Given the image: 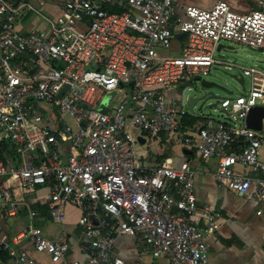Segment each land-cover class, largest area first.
Returning <instances> with one entry per match:
<instances>
[{"label":"built area","instance_id":"obj_1","mask_svg":"<svg viewBox=\"0 0 264 264\" xmlns=\"http://www.w3.org/2000/svg\"><path fill=\"white\" fill-rule=\"evenodd\" d=\"M45 1L0 0V208L7 215L20 209L10 179L23 195L47 186L55 220L63 221L66 204L79 211L76 239L84 259L67 258L65 237L43 236L31 207L28 225L12 241H30L57 264H130L113 249L118 235L129 234L165 264H211L205 238L216 222L207 204L198 206L194 168L187 160L177 166L140 161L132 143L140 135L179 138L204 159H217L218 185L264 202V134L245 124L264 96L256 85L264 71L243 67L249 90L223 98L226 118L208 117L196 130L182 129L187 111L166 94L208 75L222 40L259 48L264 0L248 13L222 0L209 8L186 5L181 20L174 19L172 0H64L57 15L41 10ZM29 13L46 27L22 31L18 23ZM175 26L183 42L171 54L165 51ZM125 86L129 91L112 104ZM4 243L0 233V264ZM14 260L32 261L24 250Z\"/></svg>","mask_w":264,"mask_h":264},{"label":"crops","instance_id":"obj_2","mask_svg":"<svg viewBox=\"0 0 264 264\" xmlns=\"http://www.w3.org/2000/svg\"><path fill=\"white\" fill-rule=\"evenodd\" d=\"M19 1V0H15ZM38 5L37 0H23ZM64 0H46L45 4L40 8L42 11L50 15H57L63 8ZM216 0H172L174 7V19L181 20L185 18L184 7L186 5H196L201 8H209ZM235 12L248 13L259 8L258 0H222ZM18 27L22 31L31 29H39L46 27V23L36 16L29 13L22 18L18 23ZM175 37L171 43L169 53L176 54L179 52L183 37L178 33L177 26L174 28ZM226 41V44L219 42L218 48H232L236 55L231 58L229 63L231 70L235 73H240L243 76L241 89L238 94H243L251 87V79L249 83L245 82L247 77L242 73L243 67L249 65L248 59L253 55L251 50H260L264 62V39L259 48H250L246 44L233 41ZM257 55V56H256ZM255 57L260 58L258 54ZM219 60L215 63L208 73L216 70L221 63V57L216 55ZM264 71V68L258 67ZM257 86L264 89L263 74L257 75ZM205 78V77H204ZM207 79V78H206ZM210 80V79H209ZM212 80V79H211ZM193 81L179 82L173 88L166 91L170 98H175L180 101V96L183 89L190 85ZM225 93L226 97H232L237 94ZM259 104L264 106V96L259 100ZM187 114V112H186ZM197 116L199 123L202 124L205 120L204 116ZM207 119V118H206ZM133 136L137 135V130L129 127ZM264 134V118L262 120V129L259 130ZM144 142L137 141L145 145L146 149L142 153H138L132 143V149L136 152L140 161L148 164H167L179 165L183 160L189 161L194 168L193 188L197 199L198 206L207 204L213 215L216 226L206 235L207 255L211 264H264V202L257 201L253 198H248L245 194L237 193L228 188L218 185L214 172L217 165L216 158L204 159L199 152L194 148H189L183 144L181 139L175 138L168 134L159 135H140ZM148 140V141H147ZM67 146L65 150L67 151ZM6 150V149H5ZM7 153V152H6ZM13 154V153H12ZM8 154L14 158L15 156ZM14 156V157H13ZM259 157L264 160V137L259 148ZM13 193L20 199L21 205L19 211L15 215H7L0 208V233L5 239L2 248L3 264H19L14 258L20 250H24L32 260L30 264H57L51 261L47 253L37 252L33 244L28 240H23L20 243L12 241V237L22 231L29 223L27 207L38 210L39 214L34 218L33 223L39 227L43 236L50 239H59L65 237L69 244L67 258L84 259V254L79 249V243L76 237L79 235V227L77 225L79 211L72 205L64 206L65 217L63 221H57L53 218L50 209L51 202L48 199V187L39 186L34 192L28 195H23L16 179H10ZM50 212L52 217L48 216ZM197 222H201L199 214L194 215ZM114 252L126 260L130 264H165L164 257L153 256L145 243L137 235L122 234L118 235L114 241Z\"/></svg>","mask_w":264,"mask_h":264},{"label":"water","instance_id":"obj_3","mask_svg":"<svg viewBox=\"0 0 264 264\" xmlns=\"http://www.w3.org/2000/svg\"><path fill=\"white\" fill-rule=\"evenodd\" d=\"M217 51H222V68H218V75L214 80H208L204 77L196 78L193 82L186 86L180 96V103L185 110L192 115H199L204 117H212L215 112L226 113L227 110L220 106V101L226 97L225 92H230L227 85L230 81H236L241 84L243 76L240 73H235L231 70L230 60L236 55L232 48H218ZM97 70L99 68H96ZM133 81L129 82L132 85ZM123 85V83H120ZM67 85L59 92V95L66 89ZM110 95L105 96L103 103H107ZM264 118V106L257 103L251 106L245 117V124L247 127L261 130L262 120ZM140 142H144L142 137H138ZM52 217L50 212L47 213Z\"/></svg>","mask_w":264,"mask_h":264},{"label":"rangeland","instance_id":"obj_4","mask_svg":"<svg viewBox=\"0 0 264 264\" xmlns=\"http://www.w3.org/2000/svg\"><path fill=\"white\" fill-rule=\"evenodd\" d=\"M220 43L226 44V41H220ZM170 49L171 48H169L165 52H171ZM254 49H256V48H254ZM162 51L164 52V50H162ZM251 51H252L253 55L251 56L250 59L247 60L249 62V65L252 66L253 64H256L258 67L264 68V62L262 61L263 58L261 57L262 56L261 51L260 50H251ZM222 53H223L222 51H220V52L216 51L215 55H217V56L222 58V56H221ZM256 54H258L259 56L261 55L260 58L255 57ZM222 67L223 66L221 65L218 68H222ZM218 68L216 70L211 71V74L210 75H206L205 78H207L208 80L209 79L210 80L211 79L214 80L217 77V75H218ZM245 82L249 83V77L248 76L245 78ZM227 89H228V91H231L230 94H233V95L234 94H238L240 89H241V85L239 83H237L236 81H230L228 83V85H227ZM128 91H129V87L125 86V88L122 91H120L118 94H115L114 98H113V101H112V104H115L117 101H119L121 96L123 95V93H125V92L127 93ZM225 93H228V92H225ZM208 117L209 116L204 117L202 119L206 120V118H208ZM211 118L216 119V120H222V119H225L226 117H225L224 113L216 111L214 116H212ZM198 123H199V121L195 120V123H193L194 124L193 126L198 125ZM144 136L146 137V135H144ZM146 138H149L148 140H150V137H146ZM134 147L136 148L138 153H139V151H140V153H142V151L146 149L145 148L146 146L143 145V144H140L137 140L134 142Z\"/></svg>","mask_w":264,"mask_h":264},{"label":"trees","instance_id":"obj_5","mask_svg":"<svg viewBox=\"0 0 264 264\" xmlns=\"http://www.w3.org/2000/svg\"><path fill=\"white\" fill-rule=\"evenodd\" d=\"M112 10H118L119 11V9H112ZM180 38H182V36ZM196 119H198L197 116H194L188 112H187V114L185 113L181 118L182 129H185V127H187V126L193 127V125H194L193 123H195ZM161 134H164V133H161ZM6 152H7V154H9V153L12 154L10 149H6Z\"/></svg>","mask_w":264,"mask_h":264}]
</instances>
